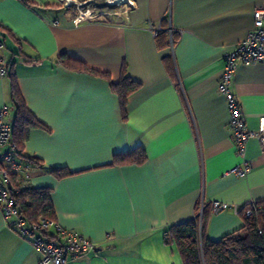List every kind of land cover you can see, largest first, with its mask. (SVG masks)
<instances>
[{"label":"crops","instance_id":"crops-1","mask_svg":"<svg viewBox=\"0 0 264 264\" xmlns=\"http://www.w3.org/2000/svg\"><path fill=\"white\" fill-rule=\"evenodd\" d=\"M0 0V31L11 69L0 79V109H15L11 86L45 129H32L21 154L36 159L27 185L49 189L53 220L96 249L68 264H183L165 231L189 220L201 202L264 203V147L236 154L217 87L225 55L249 32L264 0ZM78 12L92 21L75 25ZM157 30L153 37L148 27ZM60 56L86 70L70 71ZM122 69L140 84L120 110L111 84ZM230 91L245 128L264 119V63L238 65ZM142 151L139 165L112 166ZM20 157L23 163L26 159ZM246 163L249 172L229 171ZM70 175L55 179L51 169ZM240 215L208 213L211 241L238 231ZM40 253L4 224L0 264H39Z\"/></svg>","mask_w":264,"mask_h":264},{"label":"built area","instance_id":"built-area-1","mask_svg":"<svg viewBox=\"0 0 264 264\" xmlns=\"http://www.w3.org/2000/svg\"><path fill=\"white\" fill-rule=\"evenodd\" d=\"M88 13L78 12L73 23L92 21ZM150 34L155 37L157 30L148 27ZM264 63V9L253 13L252 26L245 39L235 49L225 55L224 70L217 90L224 97L228 113V129L234 143L236 154L243 157L246 144L251 139H257L264 147V119L258 122L256 132L246 130L243 113L230 91L232 77L238 65ZM7 61L4 56V46L0 42V79L6 76ZM8 108L0 109V208L6 227L27 241L32 248L40 253L39 264H68L79 260L96 246L79 232L68 231L53 220L39 218L29 223L19 214L12 192L19 194L28 188L27 179L29 166L20 160L19 150L11 139L12 127L7 121ZM249 172L246 163L232 168L229 173L237 177H245ZM204 203L201 202L198 216L201 218ZM227 210L234 214L243 213L245 218L258 212H264V203H248L244 206H229L224 203L212 202L210 211L216 215Z\"/></svg>","mask_w":264,"mask_h":264},{"label":"trees","instance_id":"trees-1","mask_svg":"<svg viewBox=\"0 0 264 264\" xmlns=\"http://www.w3.org/2000/svg\"><path fill=\"white\" fill-rule=\"evenodd\" d=\"M0 31V37L3 36ZM5 49L3 40L0 41ZM58 64L70 71H82L86 68L79 62L60 56ZM11 69L7 62L6 76ZM140 87V84L125 75L122 69L120 80L111 84V89L117 95L120 110L123 112L127 98ZM11 99L15 109V117L11 124V139L19 150L20 157L23 145L32 129H45L26 108L15 82L11 86ZM25 164L40 165L36 159L25 158ZM145 160L142 151H134L128 155L115 156L112 166L125 163L139 165ZM50 174L55 179H62L70 175L64 168L51 169ZM49 189L26 188L15 194L12 192L19 214L29 223L39 218L53 219V209L50 202ZM199 207L195 209L192 220L172 226L165 231V243H174L183 264H264V212H258L243 219L242 227L218 241H211L204 236V224L210 206H204L201 218L198 216Z\"/></svg>","mask_w":264,"mask_h":264},{"label":"rangeland","instance_id":"rangeland-1","mask_svg":"<svg viewBox=\"0 0 264 264\" xmlns=\"http://www.w3.org/2000/svg\"><path fill=\"white\" fill-rule=\"evenodd\" d=\"M93 5L96 6L95 8H98V10L96 12H104V13H107V5L105 4V2L103 0H95L93 2ZM93 13L91 14L92 16H94L95 14L97 13Z\"/></svg>","mask_w":264,"mask_h":264},{"label":"bare ground","instance_id":"bare-ground-1","mask_svg":"<svg viewBox=\"0 0 264 264\" xmlns=\"http://www.w3.org/2000/svg\"><path fill=\"white\" fill-rule=\"evenodd\" d=\"M106 1V0H105Z\"/></svg>","mask_w":264,"mask_h":264},{"label":"water","instance_id":"water-1","mask_svg":"<svg viewBox=\"0 0 264 264\" xmlns=\"http://www.w3.org/2000/svg\"><path fill=\"white\" fill-rule=\"evenodd\" d=\"M105 1V0H104Z\"/></svg>","mask_w":264,"mask_h":264}]
</instances>
